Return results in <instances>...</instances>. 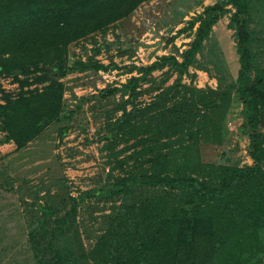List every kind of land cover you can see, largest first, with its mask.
<instances>
[{"label": "trees", "instance_id": "obj_1", "mask_svg": "<svg viewBox=\"0 0 264 264\" xmlns=\"http://www.w3.org/2000/svg\"><path fill=\"white\" fill-rule=\"evenodd\" d=\"M148 1L0 0V75H24L43 65L52 77L43 91H31L17 100L9 98L6 105H0L3 131L8 133L1 143L14 141L22 149L58 120L63 106L59 80L83 66L65 61L71 43L129 17ZM256 13L252 0H218L195 19L196 36L182 61L164 56L150 66L135 68L138 76L121 88L103 91L104 97L120 93L127 98L120 109L122 119L105 139L115 140L120 134L142 136L145 138L139 142L145 149L143 159L132 167L127 160L119 162L120 175L110 188L80 196L82 201L122 197L90 254L95 264H249L259 256L260 243L264 253V136L260 132L264 125V66L254 53L251 23ZM228 14L240 55L237 81L224 87L220 83L217 90L183 84L213 28ZM166 67L178 79L169 87H160L150 103L139 107L136 101L142 84ZM252 72H256L253 81L249 78ZM44 80L50 81L40 79ZM235 88L249 123L245 132L256 165L245 169L204 165L196 150L200 136L217 120H224ZM43 211L52 216L50 209ZM68 224L65 218L53 227L43 222L41 234L31 227L32 245L39 252L52 248L55 237L68 231ZM247 254L250 258L240 262ZM38 261L81 264L79 256L71 253L53 257L41 253ZM255 264H261L260 259Z\"/></svg>", "mask_w": 264, "mask_h": 264}, {"label": "rangeland", "instance_id": "obj_2", "mask_svg": "<svg viewBox=\"0 0 264 264\" xmlns=\"http://www.w3.org/2000/svg\"><path fill=\"white\" fill-rule=\"evenodd\" d=\"M217 1L144 2L129 17L71 43L65 61L83 66L59 80L63 85L61 115L22 149L14 141L1 143L8 133L3 131L0 120V264H39L41 253L45 257L71 253L79 256L81 264H95L90 254L105 234L108 215L121 204L122 197L82 201L80 196L86 191L110 188L120 175L119 162L127 160L132 167L137 159H143L145 149L139 142L145 138L142 136L128 138L120 134L118 139H105L122 119L124 111L120 109L127 98L120 93L104 97L103 91L121 88L138 76L135 68L150 66L164 56H176L182 61L196 36L195 19ZM252 2L257 9L251 23L257 40L254 53L259 65L264 66V0ZM230 17L226 15L213 28L205 49L197 55V65L189 68L183 84L198 90H217L220 83L224 87L237 81L241 64L236 33L229 28ZM255 76L256 72H252L250 80ZM45 77L50 81H40ZM177 79L169 67L154 72L138 90L136 104L142 107L150 103L160 87H169ZM51 81L43 65L24 75L1 74L0 105L31 91L41 92ZM231 93L224 120H217L200 136L196 150L204 165L245 169L256 165L250 153V137L245 132L249 123L237 89ZM127 109L131 111L132 107ZM260 132L264 136V125ZM47 209L52 216L43 211ZM61 218L67 219L68 231L55 237L52 248L39 252L31 243V227L41 234V223L53 227ZM260 246L257 259L264 264L261 243ZM250 256L245 255L240 262ZM257 259L249 264H255Z\"/></svg>", "mask_w": 264, "mask_h": 264}]
</instances>
